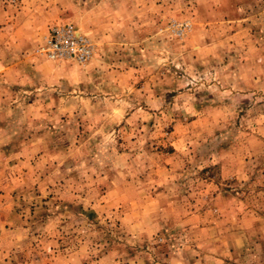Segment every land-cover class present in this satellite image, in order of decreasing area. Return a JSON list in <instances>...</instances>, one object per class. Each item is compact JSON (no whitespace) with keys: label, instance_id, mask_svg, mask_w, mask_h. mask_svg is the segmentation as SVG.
<instances>
[{"label":"rangeland","instance_id":"rangeland-1","mask_svg":"<svg viewBox=\"0 0 264 264\" xmlns=\"http://www.w3.org/2000/svg\"><path fill=\"white\" fill-rule=\"evenodd\" d=\"M0 2L27 52L0 61L18 264H263L264 0ZM59 24L89 61L41 53Z\"/></svg>","mask_w":264,"mask_h":264},{"label":"crops","instance_id":"crops-1","mask_svg":"<svg viewBox=\"0 0 264 264\" xmlns=\"http://www.w3.org/2000/svg\"><path fill=\"white\" fill-rule=\"evenodd\" d=\"M6 13H8V11H5L2 2H0V61L3 60L4 56L15 57V56L27 55L25 49L24 48L22 49V47H20L22 46L24 40L21 38L23 29L21 28L16 29L18 19L15 16L8 19V21H6L5 19L1 20V18L3 19L5 17ZM44 40L45 39H43V42ZM7 45H9L11 49H7L8 48ZM7 68L13 69L15 68V66L14 64H11L8 65ZM6 145L0 147V154L3 152L6 153V156L4 157L2 156V158H0V192L2 191V194H0V264H18L17 263L18 261L16 259V253L18 250L22 249L23 242L29 239L32 236V234L36 232L35 229L36 226H34L35 221H33V217L31 216L32 214L30 215L26 214L24 218V216H22L24 214L22 213L20 214L17 211H14L10 206V204H8L9 201V199L7 198L9 197L8 193L12 192L13 189H16L15 188L16 185H22V182L18 181L20 180L19 178L18 180H14L15 176L14 178L12 177L13 175L12 170L10 172L9 169L8 170L3 169L2 164H4L5 160L9 159L8 154L10 153V151L13 152L12 149ZM6 164L9 165L7 162H5V165ZM256 221L257 219L255 218L254 225H256ZM259 227L261 228V230L259 231L263 232L262 242L264 243V222ZM206 229H213V227L212 226L199 227V231H203ZM228 238L231 243L235 240L233 236H228ZM214 240L217 241L218 243L219 241L221 243L223 242L222 243L223 245L225 244L224 243L225 239L221 235H216V237H214ZM28 243L29 242L27 240L26 244ZM185 247L190 248L191 245L188 244ZM219 255L208 256L209 257L208 259L211 262V264H226V259L220 257ZM252 255L255 256V254L253 253ZM69 256H70L69 259L64 258L61 260L60 263L68 264L69 263L68 261L70 260L72 261V264H77L80 260L78 256L77 257L74 256L73 252ZM208 263L209 262L206 261L205 257L200 258L196 262V264H208ZM89 264H95V262ZM181 264H186V262L183 261V263Z\"/></svg>","mask_w":264,"mask_h":264},{"label":"built area","instance_id":"built-area-1","mask_svg":"<svg viewBox=\"0 0 264 264\" xmlns=\"http://www.w3.org/2000/svg\"><path fill=\"white\" fill-rule=\"evenodd\" d=\"M95 45L86 35L71 24L52 27L40 51L50 60L72 59L80 63L89 61Z\"/></svg>","mask_w":264,"mask_h":264}]
</instances>
